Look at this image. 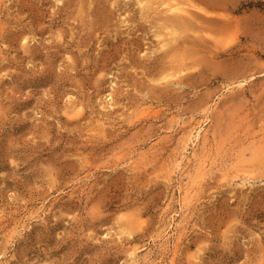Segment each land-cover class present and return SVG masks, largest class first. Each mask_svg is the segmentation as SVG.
I'll list each match as a JSON object with an SVG mask.
<instances>
[{
  "label": "rangeland",
  "instance_id": "obj_1",
  "mask_svg": "<svg viewBox=\"0 0 264 264\" xmlns=\"http://www.w3.org/2000/svg\"><path fill=\"white\" fill-rule=\"evenodd\" d=\"M93 1L0 0V264H264V0Z\"/></svg>",
  "mask_w": 264,
  "mask_h": 264
},
{
  "label": "bare ground",
  "instance_id": "obj_2",
  "mask_svg": "<svg viewBox=\"0 0 264 264\" xmlns=\"http://www.w3.org/2000/svg\"><path fill=\"white\" fill-rule=\"evenodd\" d=\"M57 1L59 2L60 0H57ZM138 1L142 4V8L150 7L151 0H138ZM207 1H209L214 6L224 7L222 0H207ZM67 2H70V0H66V3ZM93 4H94V1L89 0L88 2V8L90 9L89 15H91V11L94 9ZM191 6L194 8L200 9L201 11H204L205 13H209V14L212 13L204 7L198 6L197 4L192 3V2L188 3V1H185V0H173L172 2L168 4V6L164 10L161 11V13L165 14L164 15L165 22L168 23V26L171 25V28H172L168 32L170 36L169 39L161 45L163 49H166L167 46L173 44L174 42H180L181 40L186 41L189 37H191L190 35H183L182 33L184 31L175 28L176 27L175 25H180V24L183 25V24L191 23L192 19L193 18L195 19L194 13L189 8ZM82 9L84 8L83 7L79 8V14H78L79 17L83 15ZM221 15L226 16L225 13H221ZM223 22H227V20L226 21L224 20ZM29 31L32 32L31 29H29ZM36 36H37V33H33L32 35H30V33L23 32L20 37V42L23 43V45L28 46L30 40L32 38L35 39ZM59 36H63V35L59 33ZM194 39H202V38L200 36H196ZM213 39H214V42L216 43L215 45L218 46L217 43L220 41V39H218V37H215V36H213ZM185 69L186 68L182 66V67H179V69L174 70L173 72H167L165 75H163L161 80H165L166 83H169L172 81V78L174 77H183L181 73L184 72ZM159 83H162V81Z\"/></svg>",
  "mask_w": 264,
  "mask_h": 264
}]
</instances>
